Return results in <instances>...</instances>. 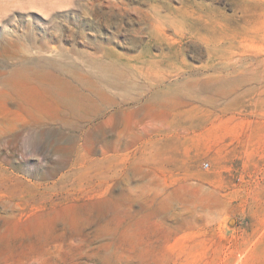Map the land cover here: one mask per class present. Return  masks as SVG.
<instances>
[{
	"label": "rangeland",
	"instance_id": "rangeland-1",
	"mask_svg": "<svg viewBox=\"0 0 264 264\" xmlns=\"http://www.w3.org/2000/svg\"><path fill=\"white\" fill-rule=\"evenodd\" d=\"M0 264H264V0H0Z\"/></svg>",
	"mask_w": 264,
	"mask_h": 264
},
{
	"label": "built area",
	"instance_id": "built-area-1",
	"mask_svg": "<svg viewBox=\"0 0 264 264\" xmlns=\"http://www.w3.org/2000/svg\"><path fill=\"white\" fill-rule=\"evenodd\" d=\"M207 166H208V163H205V164H204V167H207Z\"/></svg>",
	"mask_w": 264,
	"mask_h": 264
}]
</instances>
